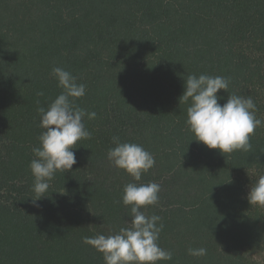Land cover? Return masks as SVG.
Instances as JSON below:
<instances>
[{
	"label": "trees",
	"instance_id": "obj_1",
	"mask_svg": "<svg viewBox=\"0 0 264 264\" xmlns=\"http://www.w3.org/2000/svg\"><path fill=\"white\" fill-rule=\"evenodd\" d=\"M54 66L85 84L75 104L96 117L77 163L33 204L36 109L62 91ZM189 74L228 78L264 121V0H0V264H104L82 238L127 227L123 188L149 182L159 200L141 211L161 217L173 254L158 264H264V207L246 198L264 175V124L250 152L192 140L179 103ZM114 136L154 156L140 181L108 161Z\"/></svg>",
	"mask_w": 264,
	"mask_h": 264
},
{
	"label": "clouds",
	"instance_id": "obj_2",
	"mask_svg": "<svg viewBox=\"0 0 264 264\" xmlns=\"http://www.w3.org/2000/svg\"><path fill=\"white\" fill-rule=\"evenodd\" d=\"M50 75L62 89L47 107L37 106L39 128L43 131L37 137L38 146L32 148L33 159L29 169L33 176L32 192L36 198L33 204L46 197L50 182L56 172H66L77 163L74 148L82 139H89L91 133L86 129L84 119L96 117L75 104V100L86 93V86L77 82V77L62 67L54 66ZM183 92L179 103L187 105L186 125L193 139L209 149L220 153L233 151L250 152V136L264 121L257 119L256 104L251 96L229 94L230 80L223 76L208 74H189L183 77ZM228 93L226 102L217 93ZM43 95V93H38ZM106 157L110 164L124 170L134 181H140L154 165L155 158L142 145L121 142L118 136L112 138ZM160 185L156 182L128 183L124 186L121 202L130 206L127 227L104 235L85 236L82 243L102 254L104 264H158L170 261L172 252L160 247L158 241L163 230L158 215H146L142 208L155 205L159 200ZM250 205L264 207V175L251 183L247 192ZM187 252L193 257L207 255L204 247H189Z\"/></svg>",
	"mask_w": 264,
	"mask_h": 264
}]
</instances>
